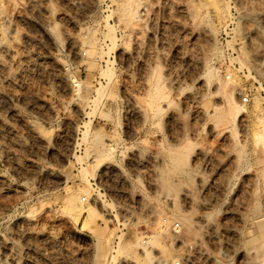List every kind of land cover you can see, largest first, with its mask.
I'll list each match as a JSON object with an SVG mask.
<instances>
[{"label":"rangeland","instance_id":"obj_1","mask_svg":"<svg viewBox=\"0 0 264 264\" xmlns=\"http://www.w3.org/2000/svg\"><path fill=\"white\" fill-rule=\"evenodd\" d=\"M1 42L0 264H264V0H0Z\"/></svg>","mask_w":264,"mask_h":264},{"label":"bare ground","instance_id":"obj_2","mask_svg":"<svg viewBox=\"0 0 264 264\" xmlns=\"http://www.w3.org/2000/svg\"><path fill=\"white\" fill-rule=\"evenodd\" d=\"M121 6V12L123 13V16L125 15L124 12H126L125 10V7L122 6V5H119ZM126 6V5H125ZM119 9V8H118ZM217 10V9H216ZM217 12V11H216ZM220 11L217 12V14L219 13ZM129 15H132L130 13H128V15H125L126 16H129ZM6 16V15H5ZM129 18V17H128ZM7 20V17L5 18ZM9 19V18H8ZM125 19V18H123ZM9 21V20H8ZM6 22V21H5ZM123 22V21H122ZM125 22V21H124ZM8 23V27H9V22H6V24ZM6 26V25H5ZM10 29V28H9ZM11 30V29H10ZM8 36V35H7ZM86 38V37H85ZM92 37H89L88 40L86 41V46L88 47V55L89 56H92L95 51H96V45H95V41H93L94 39H91ZM85 40V39H84ZM84 43V42H83ZM2 44V42L0 43ZM85 44V43H84ZM101 53V52H100ZM0 54L4 55L5 57L7 58H10V49L8 48L7 44L5 45H2L0 46ZM4 58V57H3ZM1 60V59H0ZM2 63L0 61V71H1V68H2ZM4 69V68H2ZM5 70V69H4ZM4 78V77H3ZM6 78V77H5ZM156 97V96H155ZM195 97V96H194ZM222 118V117H221ZM40 134V133H39ZM263 138V137H262ZM262 141H264V138L262 139ZM110 147V146H109ZM104 150V149H103ZM107 152V151H106ZM176 154V153H175ZM173 156V155H172ZM172 163V162H171ZM174 164V163H173ZM176 165V164H175ZM172 170V169H171ZM173 171V170H172ZM168 173V172H167ZM173 174V173H172ZM160 179V178H159ZM200 186V185H199ZM168 187V186H167ZM170 187V186H169ZM203 188V185L201 186ZM205 187V186H204ZM187 188V187H186ZM169 189V188H167ZM84 194H85V197L88 198V199H91L94 203V201L97 200L98 196L94 195V194H91L89 191L87 190H84ZM194 197V196H193ZM66 201H65V208L66 210L68 211V213L75 218V220H78L79 218H81L84 214L86 215H92L94 213V207L93 206H83L80 199H79V196L78 194H72L70 196H67L66 197ZM171 198V197H170ZM182 199H183V202H186L188 204H192V200L189 196V194L187 192H183V195H182ZM85 200V199H84ZM194 200V199H193ZM195 201V200H194ZM92 205V204H91ZM202 205V204H201ZM199 220H202L199 219ZM213 228V227H212ZM211 230V229H210ZM209 230V231H210ZM215 230V229H214ZM257 231V230H256ZM262 231V230H261ZM213 232V231H212ZM264 233V232H263ZM262 233V234H263ZM264 236V234H263ZM252 237V236H251ZM260 239V238H259ZM255 240V239H254ZM262 240V239H261ZM152 241V239H151ZM153 242V241H152ZM150 243V242H149ZM152 243H150L151 245ZM156 245V243H154ZM149 247L151 248L152 246ZM141 246V245H140ZM143 248V247H142ZM147 248V247H145ZM144 254H147V250L143 249L142 251Z\"/></svg>","mask_w":264,"mask_h":264},{"label":"built area","instance_id":"obj_3","mask_svg":"<svg viewBox=\"0 0 264 264\" xmlns=\"http://www.w3.org/2000/svg\"><path fill=\"white\" fill-rule=\"evenodd\" d=\"M247 99L246 98H243V102L246 103Z\"/></svg>","mask_w":264,"mask_h":264}]
</instances>
